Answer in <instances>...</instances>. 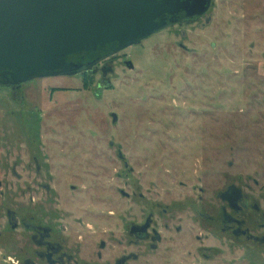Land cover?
<instances>
[{
    "label": "rangeland",
    "instance_id": "1",
    "mask_svg": "<svg viewBox=\"0 0 264 264\" xmlns=\"http://www.w3.org/2000/svg\"><path fill=\"white\" fill-rule=\"evenodd\" d=\"M113 59L109 83L36 79L24 106L0 88V230L9 207L43 214L46 182L57 199L46 200L45 220L80 264L98 252L102 264L131 252L130 264H264L263 249L205 220L218 218L230 187L264 210V0H216L199 24L166 28ZM149 216L156 250L128 235ZM13 238L12 249L0 240V264H18L28 248L23 230Z\"/></svg>",
    "mask_w": 264,
    "mask_h": 264
},
{
    "label": "water",
    "instance_id": "2",
    "mask_svg": "<svg viewBox=\"0 0 264 264\" xmlns=\"http://www.w3.org/2000/svg\"><path fill=\"white\" fill-rule=\"evenodd\" d=\"M172 4L170 0H0V86L79 75L96 61H74L91 60L105 49L117 55L166 29L163 18L183 9ZM126 64L134 68L130 61Z\"/></svg>",
    "mask_w": 264,
    "mask_h": 264
},
{
    "label": "flooded vegetation",
    "instance_id": "3",
    "mask_svg": "<svg viewBox=\"0 0 264 264\" xmlns=\"http://www.w3.org/2000/svg\"><path fill=\"white\" fill-rule=\"evenodd\" d=\"M170 1L173 3V7L183 9L174 16L166 15L163 18V21L168 22L167 28L199 24L216 3V0H211L207 3H205L206 0ZM159 2H162V0H159ZM177 5H179V7H177ZM206 8H209V10L205 12ZM112 52L113 49H105L103 53H96L95 57L91 60H87V57H82L81 60L74 61L80 64H88L96 61L89 70L79 75L101 74L103 81H107L106 75L109 76V73L113 72L111 63L114 60L113 58L117 56L111 54ZM107 82L109 83V80ZM28 83L0 86V88L12 93L18 105L24 106L26 104L24 85ZM34 164L36 172L41 174L42 169L38 158L34 159ZM39 186L43 191L42 197L38 200L43 206V208H41L43 213L41 214L43 216L28 215L20 217L17 211H14L10 207L7 208L5 215L6 225L9 231L0 230V240H6L9 248L12 249L15 241L13 238L14 234L21 230L25 232V237L28 238V242L25 245L28 248H22V251H20L21 254L17 258L18 264H80L70 251L69 238H62L60 235L61 230L57 229L56 224L46 222L45 220L46 214L49 212L47 203L45 202L49 198L52 199L53 196H51V194L54 192V188L46 182H41ZM2 187L3 182H0V189H2ZM0 194L2 197L6 196L4 190H1ZM219 198L225 202V205L221 207L218 218L212 216L205 217L204 214L202 217H205V220H207L210 225H215L221 233L229 236L234 243L264 250L263 208L259 204H254L248 195L245 196L241 190L235 187H230L224 193L219 194ZM32 199V202H36L34 197ZM53 199L56 200L57 198L53 197ZM155 223L156 220L152 216H149L145 222L140 225L132 224L128 231L132 246L151 241L152 249L156 250V245L153 244V241L158 242L160 237L157 236V231L154 228ZM177 232H180L179 228H177ZM100 248L102 250L106 248L105 242L100 244ZM7 255L8 254L4 256V259L12 260V258H9ZM103 261V254L98 252L97 261L88 262L87 264H102ZM132 261H137V255H135L134 252L117 258L113 263L130 264Z\"/></svg>",
    "mask_w": 264,
    "mask_h": 264
}]
</instances>
